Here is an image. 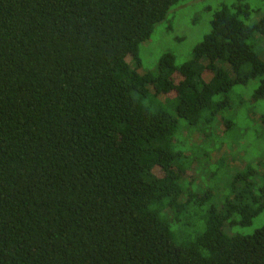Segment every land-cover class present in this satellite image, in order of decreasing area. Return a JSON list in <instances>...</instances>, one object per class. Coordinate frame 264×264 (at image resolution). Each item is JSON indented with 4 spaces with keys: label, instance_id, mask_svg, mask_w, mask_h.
Here are the masks:
<instances>
[{
    "label": "trees",
    "instance_id": "16d2710c",
    "mask_svg": "<svg viewBox=\"0 0 264 264\" xmlns=\"http://www.w3.org/2000/svg\"><path fill=\"white\" fill-rule=\"evenodd\" d=\"M185 1L0 0V264H264V226L223 232L264 211L250 172L194 238L187 215L234 89L264 99V13L222 6L188 61L140 73V45Z\"/></svg>",
    "mask_w": 264,
    "mask_h": 264
},
{
    "label": "rangeland",
    "instance_id": "374dc122",
    "mask_svg": "<svg viewBox=\"0 0 264 264\" xmlns=\"http://www.w3.org/2000/svg\"><path fill=\"white\" fill-rule=\"evenodd\" d=\"M222 6H233L235 9L240 7L239 10L242 11L240 20L247 25L256 23L264 13V0H186L174 7L166 20L155 27L150 39L140 45L141 67L138 71L156 72L159 58L164 53H172L176 58L177 66L188 61L194 46L209 32L213 13ZM130 63L132 64L131 59ZM210 77V74H205L204 80L208 81ZM256 87L255 83H250L246 87H237L231 95L236 106L230 115L233 116L234 124L227 137L217 140L219 142L213 139V143H219L218 150L223 143L225 150L217 153V157L220 158L218 162H216L217 158H214V162L202 166L205 176L199 177L201 182L199 198H206L200 202V205L187 210L188 221L192 226L189 231L192 238L204 229L200 216H206L211 208L223 214L224 201L233 199L234 192L245 185V181L240 184L233 183L236 175L250 172L247 182L253 185L255 194L264 199V124L261 122L264 119V99L250 102ZM249 113L255 116L251 117ZM184 135L189 139L186 143L187 147L192 146L195 138L191 137L190 132ZM197 148H200L196 152L198 156L205 152L207 156L213 150L208 144L198 145ZM191 189L195 191L197 187L192 186ZM195 214L198 216H194ZM239 218L237 213L228 217L223 225V232L226 235L248 236L264 226V211L249 227H241L238 224ZM182 222L185 223L183 220ZM171 224L174 228L178 227L174 222Z\"/></svg>",
    "mask_w": 264,
    "mask_h": 264
}]
</instances>
